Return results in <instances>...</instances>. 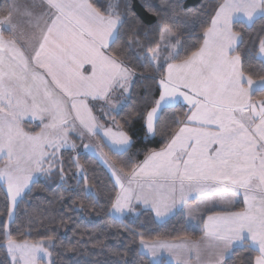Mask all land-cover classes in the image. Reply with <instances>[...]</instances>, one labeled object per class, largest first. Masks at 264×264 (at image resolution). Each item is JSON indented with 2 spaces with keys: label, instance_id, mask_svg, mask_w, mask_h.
<instances>
[{
  "label": "snow or ice",
  "instance_id": "6c2138e0",
  "mask_svg": "<svg viewBox=\"0 0 264 264\" xmlns=\"http://www.w3.org/2000/svg\"><path fill=\"white\" fill-rule=\"evenodd\" d=\"M139 9L133 0L0 5V264H58L77 251L50 227L62 215L32 217L41 180L73 204L99 205L103 191L108 219L127 233L116 247L107 235L76 241L95 259L75 264H264V0ZM138 85L141 106L117 120ZM137 124L162 147L133 151ZM77 141L107 175L89 177ZM174 220L179 243L146 235ZM21 227L39 239L17 240Z\"/></svg>",
  "mask_w": 264,
  "mask_h": 264
},
{
  "label": "trees",
  "instance_id": "16d2710c",
  "mask_svg": "<svg viewBox=\"0 0 264 264\" xmlns=\"http://www.w3.org/2000/svg\"><path fill=\"white\" fill-rule=\"evenodd\" d=\"M136 4L137 9H139V5L143 3V0H133ZM152 3H159L160 0H150ZM184 7L191 9H199L201 5L207 4L208 0H181ZM5 0H0V5H3ZM142 11V10H141ZM144 16H148L151 20H154V17H151L149 13L143 12ZM261 25L257 24L252 33H250V40H255L257 33L260 31ZM248 46H251L250 41L248 42ZM253 68H258L259 65L253 63ZM139 74V72H138ZM145 92V88L141 86H137L132 94V98L126 103L128 104V108L125 109L124 112L120 113L117 116V120H122L126 117L127 112L131 111L133 108L140 107L142 101L140 100L141 95ZM171 115V113L166 114V117ZM108 123H111V120H108ZM136 139L138 141L137 148L133 149V151L140 150L144 147L148 148H156L159 149L162 147V137L161 135H157L154 139L149 143V139L146 138L141 130L139 124L136 125L135 128ZM96 141L94 140L93 143ZM77 151L80 153V161L81 164L85 166V169L90 178L93 177V170L97 175H107V170L103 165L99 164L95 158V156L89 152H86L83 149V146L79 144ZM75 153H73L74 155ZM64 159L68 160V154L65 153ZM139 159H143L141 155ZM112 162L116 164L117 167L120 166L121 160L117 157H112ZM75 171V169H72ZM70 174V173H69ZM110 187V185H109ZM61 195H64V200L60 199ZM3 193L0 192V211L3 210ZM100 204L93 205L90 201H81L80 199L75 200V204H73V198L68 196L67 194L61 193L57 187L56 183L53 181H43L41 180L37 186L33 189L32 195L30 197V203L32 204V208L30 209V213L32 217L39 224L40 216L44 213L45 209H48V213L51 216L64 217V224H60L59 221L57 223L51 225L50 227L55 229V231L60 236V239L64 242V244H68L69 241L77 248L75 253L66 252L65 257L62 261H58V264H75L77 260L83 262L85 260H94L95 257L92 256H81L80 251L83 250L81 244H76V241H88L89 239H94L97 236L107 235L108 239L106 243L109 245L116 247L120 240L125 239L127 237V233L124 229L118 225H115L108 219L107 216V208L105 206V195L103 191L99 194ZM4 219L3 216H0V220ZM22 220L26 221V218L22 217ZM127 223V221H125ZM46 224L47 221L45 220ZM131 226V225H130ZM46 228H40V232L46 231ZM29 229L26 227H21L20 232L17 234L14 232V236L17 240L24 239H39V233L36 230H32L30 236L28 235ZM116 235L113 236L112 234ZM151 235L153 238L167 239L170 241L174 240V236L183 235V229L181 225L177 221H173L167 227L157 228L153 226L148 230L146 235ZM139 241L137 240L135 244L129 243V247H136ZM90 247V245H89ZM243 255H247L244 253ZM55 258V256H54ZM234 264H241V260L239 256L234 257Z\"/></svg>",
  "mask_w": 264,
  "mask_h": 264
},
{
  "label": "rangeland",
  "instance_id": "374dc122",
  "mask_svg": "<svg viewBox=\"0 0 264 264\" xmlns=\"http://www.w3.org/2000/svg\"><path fill=\"white\" fill-rule=\"evenodd\" d=\"M90 153V152H89ZM92 154V153H91ZM172 242H175V241H172ZM177 243V242H176ZM179 243V242H178Z\"/></svg>",
  "mask_w": 264,
  "mask_h": 264
},
{
  "label": "crops",
  "instance_id": "0c3cea01",
  "mask_svg": "<svg viewBox=\"0 0 264 264\" xmlns=\"http://www.w3.org/2000/svg\"><path fill=\"white\" fill-rule=\"evenodd\" d=\"M175 242H177V243H178L179 241H175Z\"/></svg>",
  "mask_w": 264,
  "mask_h": 264
}]
</instances>
